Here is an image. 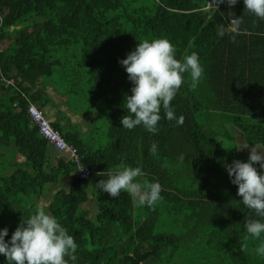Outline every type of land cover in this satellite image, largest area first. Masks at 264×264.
Masks as SVG:
<instances>
[{"label": "trees", "instance_id": "trees-1", "mask_svg": "<svg viewBox=\"0 0 264 264\" xmlns=\"http://www.w3.org/2000/svg\"><path fill=\"white\" fill-rule=\"evenodd\" d=\"M156 38L171 42L177 60L196 53L203 77L192 88L185 74L170 102L176 119L168 120L162 107L155 134L142 126L123 129L124 98L133 85L118 61ZM0 42L9 43L0 54L6 242L39 205L78 245L68 264H264L254 251L259 241L245 240V224L256 217L239 203L225 170L248 160L235 131L245 145L264 150V20L244 10L243 0L233 7L214 0H0ZM54 76L69 83V93L87 97L89 114L111 112V142L99 149L50 122L85 157L92 172L85 181L56 151L51 156L28 114L30 104H50L45 90ZM121 163L141 168V182H158L162 199L135 207L126 193L95 192Z\"/></svg>", "mask_w": 264, "mask_h": 264}, {"label": "clouds", "instance_id": "clouds-1", "mask_svg": "<svg viewBox=\"0 0 264 264\" xmlns=\"http://www.w3.org/2000/svg\"><path fill=\"white\" fill-rule=\"evenodd\" d=\"M214 2L215 6L226 3L233 7L240 0ZM243 5L248 13L264 20V0H243ZM235 20L239 23L240 17H235ZM118 63L133 85L131 95L124 98L127 114L120 119V124L127 130L142 126L152 134L158 131L162 107L168 120L176 119L170 102L184 83L185 74L190 76L192 88L198 86L204 74L196 53L177 60L175 48L166 38L138 43ZM182 122L183 117H180L177 123ZM248 148L249 145L244 149ZM157 150L158 145L153 143L150 153L155 155ZM257 164L259 172L255 167ZM225 170L231 183L238 189L239 203L256 217L248 219L245 224V240L249 237L258 240L254 251L264 258V153L252 147L246 162L235 160L231 165H226ZM143 175L141 168L121 163L109 173L107 180H99L94 188L107 193L110 198H118L122 192L126 193L135 207H152L162 199V189L158 182H141L138 177ZM7 236L8 229H0V255L5 258L6 264H68V260L75 262L77 259L75 253L78 245L74 237L68 234L56 217L39 205L33 215L22 220L6 242Z\"/></svg>", "mask_w": 264, "mask_h": 264}, {"label": "rangeland", "instance_id": "rangeland-1", "mask_svg": "<svg viewBox=\"0 0 264 264\" xmlns=\"http://www.w3.org/2000/svg\"><path fill=\"white\" fill-rule=\"evenodd\" d=\"M46 84H51L55 87V90L57 93L62 95L61 97L64 99V101H59L58 103L54 101V104L56 105L60 111V116L65 117L68 113V110H70L74 114H81L79 117H85L86 123L83 126L82 124H79L76 126V129H79L82 138L88 142L91 147L94 149H99V147H104L108 145L111 140L109 136V126H110V114L111 112L108 109H104L103 111L94 112L97 116L89 115V106L90 102L88 101L87 97L85 95H77L74 93H69L70 86L68 82H62L61 79L57 76L52 77V79H49ZM71 92V91H70ZM60 98V99H62ZM66 104V108L64 107ZM74 117L71 116L70 120L72 126L74 125L73 122ZM85 127V129H83ZM78 131V130H77ZM235 136L237 137V143H238V152L248 157L249 151L252 147L249 146L248 149H244L247 145L244 144V141L242 140V135L238 132H234ZM224 139V137L222 138ZM258 152L264 153L263 148L261 147H255ZM244 149V150H243ZM230 152H235V146L229 148ZM256 168H259V165H255ZM67 183V182H66ZM61 185V184H60ZM58 185L49 186L51 190H54V188ZM48 187V188H49ZM44 206V205H43ZM83 207L90 208V204ZM94 209V207H92ZM98 211V206L96 207Z\"/></svg>", "mask_w": 264, "mask_h": 264}, {"label": "built area", "instance_id": "built-area-1", "mask_svg": "<svg viewBox=\"0 0 264 264\" xmlns=\"http://www.w3.org/2000/svg\"><path fill=\"white\" fill-rule=\"evenodd\" d=\"M235 21H233L231 30H235ZM4 42H0V54L4 51ZM9 84H14L13 81H8ZM28 114L33 124L39 129L40 134L48 141L54 150L64 157L68 162L75 166V176L81 180H88L92 174L91 169L84 164L85 157L78 149L69 144L61 132L55 129L44 113L34 104L28 106Z\"/></svg>", "mask_w": 264, "mask_h": 264}, {"label": "crops", "instance_id": "crops-1", "mask_svg": "<svg viewBox=\"0 0 264 264\" xmlns=\"http://www.w3.org/2000/svg\"><path fill=\"white\" fill-rule=\"evenodd\" d=\"M4 46H5V49H6V47L9 46V43L5 42ZM42 83H43V80H42ZM46 89L47 90H45V91L51 97L50 104H47L48 106H44L43 107V104L41 102H37V103L35 102L34 104L36 105V107L41 108V111L44 112V114L47 117V119L51 123H53V125L54 124L58 125L62 129L61 131H64V133L65 132L69 133L73 137L76 136V134H79L81 136V133L79 132L80 130L76 129V126L79 125V124H82L84 126L85 123H86V118L85 117H79L80 115H82V113L81 114H74L70 110H68V113L66 114L65 117L60 116V111H59V109L57 107H55L56 105L54 104V101H56L57 103L59 101H64V99L61 97L62 95L57 93V91L55 90V87H53L52 85L48 86V88H46ZM60 98H62V99H60ZM64 107L66 108V104H65ZM94 112L89 114L88 116H91L93 114H94V116H97ZM71 116L74 117V119H73L74 125L73 126H72V124H70L71 123V120H70ZM83 129H85V127ZM49 150H50L51 156L54 155L53 157H56V152L53 149V147L49 146ZM62 182H64V181H62ZM65 185L69 186L70 183L67 182ZM93 190L96 192L95 188ZM94 202L95 201L92 200V204H93L92 207H94V209L92 207H91V209L96 210V206H95ZM89 204H91V202ZM87 209H89V208L87 207Z\"/></svg>", "mask_w": 264, "mask_h": 264}]
</instances>
